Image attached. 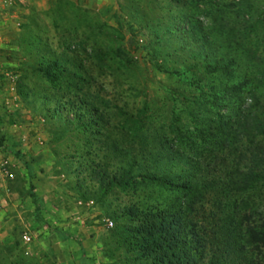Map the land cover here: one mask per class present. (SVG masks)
Segmentation results:
<instances>
[{
	"label": "rangeland",
	"instance_id": "374dc122",
	"mask_svg": "<svg viewBox=\"0 0 264 264\" xmlns=\"http://www.w3.org/2000/svg\"><path fill=\"white\" fill-rule=\"evenodd\" d=\"M92 3L0 8V264H145L126 240L181 211L174 176L194 164L228 180L218 116L264 108V0ZM214 198L206 215L264 213V188Z\"/></svg>",
	"mask_w": 264,
	"mask_h": 264
},
{
	"label": "trees",
	"instance_id": "16d2710c",
	"mask_svg": "<svg viewBox=\"0 0 264 264\" xmlns=\"http://www.w3.org/2000/svg\"><path fill=\"white\" fill-rule=\"evenodd\" d=\"M200 46L199 55L204 51L203 44ZM217 64L214 60L209 65L217 69ZM48 65L46 73L52 79L62 67L58 60ZM79 105L89 106L85 101ZM214 131L225 160H231L228 180L222 185L216 180L202 181L200 166L182 168L184 175L174 178L183 182L174 187L184 192L183 207L181 211L162 210L140 219L139 228L126 240L136 260L145 264H264V213L259 221L249 219L250 214L241 216L249 207L242 201L233 202L227 213L223 211L226 204L218 200L212 205L217 201V207L222 204L219 213L206 215L204 208L222 193L236 196L264 188V108L256 106L220 115ZM152 179L169 181L166 175ZM109 185L121 186L123 182L111 178ZM200 213L206 215L205 221L196 220Z\"/></svg>",
	"mask_w": 264,
	"mask_h": 264
},
{
	"label": "crops",
	"instance_id": "0c3cea01",
	"mask_svg": "<svg viewBox=\"0 0 264 264\" xmlns=\"http://www.w3.org/2000/svg\"><path fill=\"white\" fill-rule=\"evenodd\" d=\"M69 2H72L75 4V6L79 7H91L94 11H99V7L97 4L92 3L95 0H67ZM37 2L38 8L43 10L44 12H49L51 9L58 3L61 2V0H30L26 5H22L23 7H27L31 3ZM13 87L10 88V91H13ZM28 233V232H27ZM30 236L31 234L28 233Z\"/></svg>",
	"mask_w": 264,
	"mask_h": 264
},
{
	"label": "built area",
	"instance_id": "2783aa9c",
	"mask_svg": "<svg viewBox=\"0 0 264 264\" xmlns=\"http://www.w3.org/2000/svg\"><path fill=\"white\" fill-rule=\"evenodd\" d=\"M28 1H30V0H0V8L1 9H8V12H9L17 6L19 7L22 5H26L28 3ZM6 164H7V162L3 163L2 167H4V165H6ZM4 169H5V167H4ZM4 172H5L6 176L13 178V175L9 174L5 170H4ZM107 226L109 228H112L113 223L111 221H109ZM20 238H21V241L26 245L31 243V241H32L31 236L27 232H23L22 234H20Z\"/></svg>",
	"mask_w": 264,
	"mask_h": 264
}]
</instances>
